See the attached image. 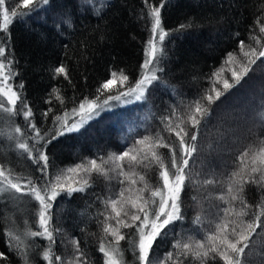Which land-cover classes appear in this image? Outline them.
Masks as SVG:
<instances>
[{
	"label": "snow or ice",
	"instance_id": "obj_1",
	"mask_svg": "<svg viewBox=\"0 0 264 264\" xmlns=\"http://www.w3.org/2000/svg\"><path fill=\"white\" fill-rule=\"evenodd\" d=\"M166 2L143 0L150 36L134 83H129L124 69L110 70L109 77L98 85L96 94L92 98H82L71 109V115L79 117L78 120L70 122L67 111L57 115L51 107L42 113L45 119L52 114V129L38 127L33 109L23 95L24 84L16 82L19 73L10 45L7 41H0V115L9 124L6 136L12 142L11 149L36 165V171L41 174L34 178L31 173L17 172L7 160L0 162V197L17 204L36 202V207L27 211L20 222L7 211L3 215V234L9 249L15 251L21 264H33L36 238L48 242L37 253L46 264H90L87 253L76 239L70 241V255L55 253L56 235L61 229L53 224L52 210L62 194L70 198L74 193H83L91 188L93 174L109 182L115 179L119 185L102 200L103 211L96 217L101 229L97 244L103 264H129L125 257L129 250L133 264H210L217 260L223 264H246V250L251 253L258 244L264 245V136L238 153L230 172L217 174L211 167L205 172L203 164L197 169L198 138L202 129L207 127L212 105L240 85L252 70L251 66L264 57V13L253 23L249 35L253 43L239 40L238 51L228 52L224 64L209 76L210 87L192 100L170 106L159 117V130L140 135L119 154L110 153L106 159H87L62 169L55 176L48 175L47 150L54 141L67 133L79 132L101 110L110 108V101L129 103V97L135 101L145 100L149 88L160 82L159 73L164 71L160 66L165 54L163 42L170 35L162 21ZM49 6L54 7L53 0H12L11 5L7 0H0V31L7 32L15 20L31 18ZM82 6L99 15L107 4L105 0H82ZM72 23L71 17L67 16L56 26L59 28L64 24L71 27ZM192 27V23L181 24L173 31ZM225 70L231 75L221 79ZM52 71L54 77L70 79L68 68L62 63ZM52 98L63 105L64 98L59 89H52L46 103L51 104ZM21 115L25 127L15 123L14 118ZM259 118L264 121V111L259 113ZM208 150H215L211 142ZM153 170L158 176L154 185L147 178V173ZM249 186L260 193L259 199L253 203L246 198ZM209 187L217 191H208ZM188 188L206 191L204 199L215 201L210 204L215 212L209 219L202 214L204 209L201 207V212L193 217L192 224L197 227L192 231H203L200 239L191 235L174 237L172 250L154 258L158 238L167 237L177 222L182 223L186 219L181 196ZM192 199L197 201L196 196ZM17 211L21 210L18 208ZM125 229L133 231L129 233ZM121 241H126L127 247L122 246ZM7 259L5 253L0 252V261Z\"/></svg>",
	"mask_w": 264,
	"mask_h": 264
},
{
	"label": "trees",
	"instance_id": "obj_2",
	"mask_svg": "<svg viewBox=\"0 0 264 264\" xmlns=\"http://www.w3.org/2000/svg\"><path fill=\"white\" fill-rule=\"evenodd\" d=\"M152 2L158 3L159 0ZM7 3L11 5L12 0H7ZM105 3L107 7L95 15L87 6H82V0H53L54 7L42 9L31 18L17 19L7 32L0 31V41H7L10 45L19 73L16 82L24 84L23 95L33 109L38 127L53 128L52 114L47 119L42 115L49 107L57 115L67 111L70 122L78 120L79 117L71 115V109L82 98H92L100 82L109 77L110 70L124 69L129 83L138 78L150 36V23L145 15L147 9L143 0H105ZM261 13H264V0H167L162 9V21L170 35L163 42L165 54L160 66L164 71L159 73L160 82L149 88L145 100L129 99L131 102L120 104L110 101L111 107L101 110L79 132L67 133L54 141L47 150L49 177L87 159H106L110 153L119 154L140 135L159 130V117L170 106L192 100L210 87L209 76L224 64L228 52L238 51L239 40L253 43L249 35ZM67 16L71 17L72 26L61 24L57 28V23ZM188 23L194 27L173 31ZM61 63L68 68L69 80L53 75L52 70ZM251 68L240 85L212 105L207 127L202 129L198 138L197 169L203 164L205 172L209 167L214 168L217 174L230 172L238 153L264 136V121L259 118V113L264 111V57ZM230 75L225 70L221 79ZM53 88L60 90L63 105L54 98L51 104L46 103ZM2 118L0 116V120ZM14 120L25 127L22 115ZM210 142L215 149L212 152L208 150ZM161 151L167 152L166 149ZM11 152L22 163L9 162L17 172L31 173L34 178L41 176L36 165L15 151ZM4 160L7 159L0 151V162ZM147 178L153 185L158 180L154 170L147 173ZM118 187L115 179L109 182L93 174L92 187L86 192L74 193L70 198L62 194L57 198L52 210L53 224L61 229L54 246L57 255H70V241L76 239L87 253L90 264H103L97 244L101 229L96 217L103 211L102 200L110 190ZM208 191L215 193L217 189L209 187ZM206 195V191L193 188L182 193L186 219L182 223L177 222L167 237L158 238L154 258L172 250L174 237H202L203 231H192L197 227L192 224V219L201 212V207L204 209L202 214L212 218L215 209L210 204L215 201L205 200ZM193 196L200 203L193 201ZM259 196L255 187L249 186L246 191L249 203L257 201ZM26 205L23 209V206L21 208V205L0 197V252L8 257L0 264H21L15 251L9 249L3 234V215L7 211L20 222L27 211L35 208L34 201ZM18 208L21 211L18 212ZM124 231L130 233L133 230ZM47 244L46 240L36 238L33 264H46L37 253ZM121 245L127 247V242L121 241ZM245 256L246 264H264V245L258 244L251 253L246 250ZM125 257L129 264H133L130 250L125 252ZM210 264L223 262L217 260Z\"/></svg>",
	"mask_w": 264,
	"mask_h": 264
},
{
	"label": "rangeland",
	"instance_id": "obj_3",
	"mask_svg": "<svg viewBox=\"0 0 264 264\" xmlns=\"http://www.w3.org/2000/svg\"><path fill=\"white\" fill-rule=\"evenodd\" d=\"M128 99H132L129 97ZM117 104H120L122 102L116 101ZM2 117V115H0ZM78 119V118H77ZM9 124L5 118H2L0 120V151L5 156V159H7L9 162H15L17 164H22L18 161V159L12 154L11 144L12 142L7 139L6 132L8 130ZM26 201V197L24 198ZM35 202V201H34ZM21 208L23 206V209L27 207L26 203H20ZM36 207V202H35Z\"/></svg>",
	"mask_w": 264,
	"mask_h": 264
}]
</instances>
